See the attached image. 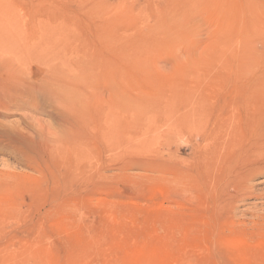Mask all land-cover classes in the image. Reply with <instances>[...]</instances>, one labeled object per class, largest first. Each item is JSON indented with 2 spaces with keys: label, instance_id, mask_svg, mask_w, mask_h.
I'll use <instances>...</instances> for the list:
<instances>
[{
  "label": "rangeland",
  "instance_id": "374dc122",
  "mask_svg": "<svg viewBox=\"0 0 264 264\" xmlns=\"http://www.w3.org/2000/svg\"><path fill=\"white\" fill-rule=\"evenodd\" d=\"M0 25L59 54L0 100V264H264V168H237L264 0H0Z\"/></svg>",
  "mask_w": 264,
  "mask_h": 264
},
{
  "label": "bare ground",
  "instance_id": "6f19581e",
  "mask_svg": "<svg viewBox=\"0 0 264 264\" xmlns=\"http://www.w3.org/2000/svg\"><path fill=\"white\" fill-rule=\"evenodd\" d=\"M16 34H17V32L14 31L12 27L0 25V100L5 98V93H6L5 87L8 83V80L10 78L16 77L17 76L16 74L22 73L20 71H22L23 69H26V66L22 63V62H25L26 59H33L34 58L35 60H41L43 62L44 61L50 62V64H52L53 62L58 63V58H59L58 49L46 50L42 46H38L37 44L33 45V46H26V45H24V43H21L19 40L16 39V37L13 36ZM19 64H22V66ZM54 69L58 71L57 67H54ZM79 121H81V120L79 119ZM77 123H78L77 121H74V124H77ZM261 141H262V144L264 146V135H263V138ZM210 146H211V144L207 147H210ZM207 147H204V148H207ZM204 148H203V150H204ZM210 150H211V148H210ZM194 151H196V150H194ZM212 151H214L213 148H212ZM207 152H209V151H207ZM196 154H194V155H196ZM168 159H170V158H168ZM241 160H242V162L237 166L238 171L243 176L242 178H244L245 180H248L249 172L252 173L257 168H260V169L264 168V151H261L259 154V157L255 160L244 158V157ZM168 164H170V163H168ZM162 165H164V164H161V166ZM165 168H167V166H165ZM241 190L242 191L243 190L249 191V188H248V186H246V187L243 186V187H241ZM248 191H246V192H248ZM234 199H237L236 195L233 197V200H232L233 203L232 204H234V201L237 202V200H234ZM230 205H231V203H230ZM231 207L232 206H230V208ZM238 242H241V241H238ZM227 245H229V244H227ZM231 246H232L231 248L237 247V246L234 247V244H231ZM233 251H237V248L233 249Z\"/></svg>",
  "mask_w": 264,
  "mask_h": 264
}]
</instances>
